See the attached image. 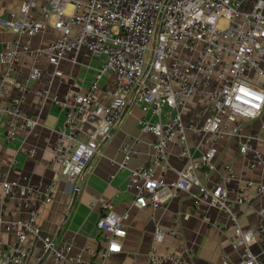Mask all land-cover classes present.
<instances>
[{"label": "built area", "instance_id": "2783aa9c", "mask_svg": "<svg viewBox=\"0 0 264 264\" xmlns=\"http://www.w3.org/2000/svg\"><path fill=\"white\" fill-rule=\"evenodd\" d=\"M0 24L15 34L0 51L4 66L0 89L11 85L26 94L30 80L47 77L40 95L65 114L63 127L55 130L52 160L69 185L81 181L99 153L100 141L118 126L130 104L140 105L150 115L139 120L141 130L156 137L146 163L130 167L140 143L132 135L119 148L121 159L110 158L118 169H129L127 189L133 200L122 213L112 200L103 204L96 222L102 239L97 250L100 259L122 252L131 208H161L188 193L203 220L209 222L215 210L232 229L237 261L231 264H264V206L256 211L257 224L243 225L242 212L233 205L246 204L250 189L264 194V183L239 180L233 162L221 160L218 145L224 138L237 139L249 167L264 168V151L255 145L264 141V124L256 136L244 133L245 125L264 113V0H21ZM49 27L58 32L57 37L47 46L32 45V38ZM82 47L101 65L85 91L60 98L52 91L55 78L63 75L60 62H77ZM21 54L32 56L34 62L20 80L15 74L20 71ZM40 58L49 67L37 65ZM106 74L113 76L107 91L111 100L102 103L96 94ZM195 95L205 96L208 104L197 120L186 122L184 115ZM90 116H99L102 123L84 138L79 123ZM38 123L39 114L23 112L19 100L0 107V125L5 126L8 140ZM194 130L200 140L199 156L189 143ZM173 147L179 149L184 165L175 179L167 180ZM28 154L34 156L35 150ZM13 166L0 172V233L9 230L16 238L6 248L0 242V264H23L35 243L48 252L51 264H100L74 253L73 240L57 243L41 231L39 218L54 199L57 180L42 186L26 175L12 179ZM18 192L28 215L8 219V201ZM179 222L175 218V225ZM168 232L155 223L149 264H190L182 252L162 249ZM222 259L228 261L227 256Z\"/></svg>", "mask_w": 264, "mask_h": 264}, {"label": "crops", "instance_id": "0c3cea01", "mask_svg": "<svg viewBox=\"0 0 264 264\" xmlns=\"http://www.w3.org/2000/svg\"><path fill=\"white\" fill-rule=\"evenodd\" d=\"M21 0H0V19L8 15L9 10L18 9ZM251 0H246L249 3ZM58 32L52 27L32 38V45L47 46L57 37ZM15 37V34L0 24V51L5 43ZM34 58L21 54L19 62L20 71L15 77L24 79L28 76L29 68ZM39 64L47 67L45 59L40 58ZM101 62L92 59L86 47H82L77 56V62L68 60L60 62L63 72L61 77L55 78L52 91L60 98L74 92H83L93 80L96 70ZM49 67V66H48ZM51 68V66H50ZM4 66L0 64V84ZM46 76L40 80L28 82L29 91L24 94L15 86L5 85L0 89V107L9 106L15 100H19L23 112L39 114V123L34 127H28L17 131V137L8 140L5 126L0 125V172L9 170V165L14 163L10 171L12 179H18L26 175L34 182L42 186L57 180L56 192L51 203L46 205L39 218V226L42 232L50 233L57 243L73 240L74 253L81 252L88 262L100 264H149V252L154 239L155 223L159 222L168 234L165 237L162 249L182 252L190 264H231L237 261V254L233 250V234L230 226L226 225L218 216L217 211L210 212L211 220L206 222L192 203V197L188 193H182L173 198L161 208L146 207L143 209L131 208L130 218L127 221V235L122 240V252L112 255L106 260L97 256V250L101 243V234L96 222L102 212V206L108 200H112L116 210L120 213L131 206L133 195L127 189L129 169L120 170L116 164L110 162V158L121 159L119 148L129 136L140 139L138 155L130 161V167L143 165L148 155L152 152V146L156 140L155 135L141 130L139 120L142 117L150 118V115L137 104H130L122 116V120L115 127L108 138L99 143V153L89 162L85 173L79 183L71 186L64 176L60 174L58 164L52 160L54 153L55 130L63 127L65 122L64 111L52 102L40 95L47 84ZM113 76L106 74L99 83L97 100L109 103L111 98L107 91L112 85ZM184 120L186 122L197 120L201 111L207 106L208 101L196 95L189 100ZM2 120H6L2 116ZM99 116H90L79 126L83 129L86 138L97 126L101 124ZM264 124L263 115L244 127V133L256 136L262 133ZM264 136V132H263ZM189 143L195 156H199V136L197 131H190ZM222 161L231 160L235 167L236 176L241 181L252 179L264 183V168L252 170L248 165V158L239 147L237 139L224 138L219 142ZM255 145L264 151V141H256ZM197 148V149H196ZM34 149V156L28 154V150ZM184 165L179 157V149L173 147L170 150L171 169L165 174L167 180L177 177V171ZM78 187L76 198L74 193ZM247 203L233 205L241 210V222L243 225H255L258 222L256 211L264 206V194H258L254 189L246 192ZM20 193L16 199L8 201V219L25 218L28 213L20 205ZM185 213L189 218H183ZM180 222L175 225V218ZM175 229V233L171 230ZM12 231L4 230L0 233V242L4 247H9L15 240ZM31 238V237H30ZM222 256H227L228 261L223 262ZM51 264L49 254L35 243L30 254L23 264Z\"/></svg>", "mask_w": 264, "mask_h": 264}, {"label": "water", "instance_id": "95a60500", "mask_svg": "<svg viewBox=\"0 0 264 264\" xmlns=\"http://www.w3.org/2000/svg\"><path fill=\"white\" fill-rule=\"evenodd\" d=\"M127 108H128V107H127ZM127 108L124 110L123 115H124V113L126 112ZM123 115H122V116H123ZM78 191H79V189L76 188L75 193H74V198H76V195H77V192H78ZM47 254H48V252H46V255H47ZM39 264H42V261H40Z\"/></svg>", "mask_w": 264, "mask_h": 264}, {"label": "rangeland", "instance_id": "374dc122", "mask_svg": "<svg viewBox=\"0 0 264 264\" xmlns=\"http://www.w3.org/2000/svg\"><path fill=\"white\" fill-rule=\"evenodd\" d=\"M197 97H201V98H204V99H206V97L205 96H200V95H196ZM194 97V96H193ZM189 104H190V102L188 103V106H189ZM188 106H187V108H188Z\"/></svg>", "mask_w": 264, "mask_h": 264}]
</instances>
